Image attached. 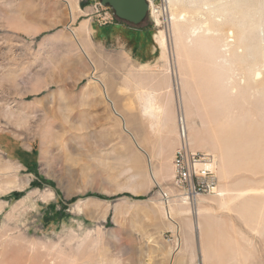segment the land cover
<instances>
[{"label":"rangeland","instance_id":"obj_1","mask_svg":"<svg viewBox=\"0 0 264 264\" xmlns=\"http://www.w3.org/2000/svg\"><path fill=\"white\" fill-rule=\"evenodd\" d=\"M99 6L0 0V264H264V0H158L135 27ZM180 119L214 178L174 198L173 254Z\"/></svg>","mask_w":264,"mask_h":264},{"label":"built area","instance_id":"obj_2","mask_svg":"<svg viewBox=\"0 0 264 264\" xmlns=\"http://www.w3.org/2000/svg\"><path fill=\"white\" fill-rule=\"evenodd\" d=\"M157 1L158 0H147L149 12L153 10ZM99 7L103 8L101 5ZM103 19L106 21L105 23L109 24L114 21V17L108 12L104 13ZM180 137L181 146L176 150L172 162L173 175L171 186L176 192V195H173L169 190L156 183V188L158 189V194L165 210L166 220L171 221H173L171 208L174 198H178L183 203H190L198 196L205 193L206 189H213L211 187V182L214 178L213 164H205V161L208 160V156L194 152L189 147L183 128ZM179 239V231L177 230L167 237V242L173 246L175 251L178 249Z\"/></svg>","mask_w":264,"mask_h":264},{"label":"bare ground","instance_id":"obj_3","mask_svg":"<svg viewBox=\"0 0 264 264\" xmlns=\"http://www.w3.org/2000/svg\"><path fill=\"white\" fill-rule=\"evenodd\" d=\"M169 4H172V3H177V2H180L181 0H167ZM67 9L69 10V16H70V21L73 20V17H74V9L72 7V4H70L69 2H67V5H66ZM171 20L173 22H176L177 21V17L175 14H172L171 16ZM264 26V25H263ZM262 27V26H261ZM259 27V29L261 28ZM72 33L74 35V37L78 40V41H87V33H88V25H87V22H83L79 28H77L76 30H72ZM210 33V32H209ZM233 34V33H232ZM156 42L160 45L161 49L162 50H166V47H167V39H166V36H165V33L163 31H159L156 35ZM80 47L81 49L84 51V53H86V48L84 47V45H81L80 44ZM87 54V53H86ZM157 104L155 103V99H154V96L153 95H149L145 98V103L143 105V112L146 116H148L149 118L151 119H156L158 118V113L161 111V108L160 107H157L156 106ZM180 124H181V130L183 128V131L185 132V127H184V120L183 119H180ZM181 130H180V133H181ZM150 161V159L148 160ZM150 178L152 181L155 180V176H154V173L152 171V168L150 169ZM198 200V199H197ZM196 200V201H197ZM199 201V200H198ZM183 204V203H182ZM186 206L187 205H190L189 203H186L185 204ZM171 213L173 214L174 213V210L173 208H171ZM173 216V215H172ZM169 225H170V228L173 229V230H177L179 231V234H180V231H181V227L180 225L174 221H171L169 220ZM174 250V249H173ZM181 250V239H179V245H178V249L177 251H174L173 254L175 253H179Z\"/></svg>","mask_w":264,"mask_h":264},{"label":"water","instance_id":"obj_4","mask_svg":"<svg viewBox=\"0 0 264 264\" xmlns=\"http://www.w3.org/2000/svg\"><path fill=\"white\" fill-rule=\"evenodd\" d=\"M103 8H109L114 16L132 26L141 25L148 16L147 0H100Z\"/></svg>","mask_w":264,"mask_h":264},{"label":"crops","instance_id":"obj_5","mask_svg":"<svg viewBox=\"0 0 264 264\" xmlns=\"http://www.w3.org/2000/svg\"><path fill=\"white\" fill-rule=\"evenodd\" d=\"M113 25H117V24H113ZM129 25V24H128ZM130 26H132V25H130ZM135 27V26H134Z\"/></svg>","mask_w":264,"mask_h":264}]
</instances>
